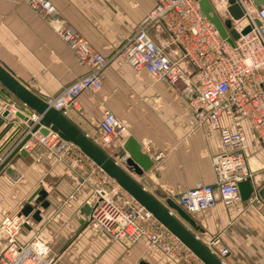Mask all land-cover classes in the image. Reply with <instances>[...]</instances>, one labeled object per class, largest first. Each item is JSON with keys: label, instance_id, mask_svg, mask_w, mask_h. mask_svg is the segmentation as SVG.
Masks as SVG:
<instances>
[{"label": "crops", "instance_id": "crops-1", "mask_svg": "<svg viewBox=\"0 0 264 264\" xmlns=\"http://www.w3.org/2000/svg\"><path fill=\"white\" fill-rule=\"evenodd\" d=\"M27 1L0 0V64L45 101L88 70L78 66L69 47ZM49 1L61 21L110 60L138 31L154 5L153 0ZM10 103L24 110L0 85V106L6 108ZM105 111L127 126L128 139L153 162L143 177L134 176L149 193L175 201L179 191L215 181L211 160L222 152L219 133L208 126H198L187 99L177 88L156 84L147 73L138 74L124 62L114 60L105 72L102 91L95 96L83 94L81 110L70 111L67 116L96 141L97 125ZM10 121L18 120L12 116ZM18 122L25 127L24 122ZM245 131L250 138L249 168L255 174V187L260 189L264 186V150L251 130ZM128 139L122 147H112L107 152L118 160ZM126 151L130 157V150ZM157 156L160 159L156 160ZM10 166L21 178L14 182L4 172L0 175V221L35 204L42 190L48 193L50 207L42 212L45 220L33 231H23L25 241H32L43 230L50 256L59 257L64 264H159L142 243H108L94 233L85 213L87 193L78 202L64 205L76 184L67 166L50 161L42 146L27 157L17 155ZM193 218L204 231L198 233L204 242L210 236L223 234L231 252L226 264H264V207L252 200L230 208L219 202L214 209Z\"/></svg>", "mask_w": 264, "mask_h": 264}, {"label": "built area", "instance_id": "built-area-1", "mask_svg": "<svg viewBox=\"0 0 264 264\" xmlns=\"http://www.w3.org/2000/svg\"><path fill=\"white\" fill-rule=\"evenodd\" d=\"M201 1L153 0V8L138 31L126 39L111 60L94 49L72 26L61 21L49 0L27 1L69 47L78 66L88 70L60 94L47 98L49 108L66 115L80 111L82 95L100 93L107 68L114 60H120L138 74L147 73L156 84L177 88L187 99L198 126H208L219 133L222 152L211 160L215 181L199 183L175 196V202L191 217L205 214L219 202L226 208L241 202L239 184L243 182L252 181L256 186L255 174L248 164L250 138L245 128L251 130L264 150V3L257 6L255 0H237L244 16L233 22L234 29L239 34L246 28H251V32L241 35L232 45L220 37L203 14ZM210 1L220 16L230 19L228 0ZM23 107L24 110H20L10 103L6 108L13 115L26 116L25 130L29 133L41 118ZM97 130L95 142L106 151L122 147L128 139L127 126L109 111L104 112ZM61 143L53 132L48 136L37 133L25 149L30 153L42 146L50 161L67 166L76 188L64 205L78 202L87 193L88 225L94 233L108 243L131 246L143 243L149 256L160 260L203 264L77 147L68 144L57 155ZM158 159L160 156L156 157ZM251 200L264 207L257 194ZM37 224L40 223L31 215L23 213L6 215L0 221V264H63L59 257L50 256L49 241L43 230L38 231L32 241L22 238L26 228L33 231ZM205 243L223 262L230 257L222 233L210 236Z\"/></svg>", "mask_w": 264, "mask_h": 264}, {"label": "water", "instance_id": "water-1", "mask_svg": "<svg viewBox=\"0 0 264 264\" xmlns=\"http://www.w3.org/2000/svg\"><path fill=\"white\" fill-rule=\"evenodd\" d=\"M264 0H255L257 6ZM200 8L209 22L215 27L220 37L234 44L242 36L251 32L246 28L241 34L234 29L233 22L240 21L244 13L237 0H228L227 12L230 19L224 20L215 9L210 0H202ZM259 24V23H258ZM260 25V24H259ZM0 85L7 90L27 110L37 114L41 120L29 133L25 127L18 124L26 121L22 113H13L0 106V175L4 172L11 180L17 182L21 175L10 164L17 155L27 157L25 146L35 134L48 136L50 132L57 134L62 143L57 148V155L61 154L68 144L77 147L86 157L93 161L124 191L144 207L157 222L174 235L199 261L203 264H226L211 252L206 243L200 239L198 233L204 231L193 217L189 216L174 200L162 197L160 199L148 191L134 178L143 177L151 168L153 162L149 156L143 155L141 147L131 138L126 143V150L116 160L106 150L101 148L94 140L89 138L63 111H56L48 107L46 102L33 93L28 86L18 80L11 72L0 64ZM14 116L18 121H10ZM6 152V153H5ZM241 202H249L254 195H258L264 203V186L255 189L252 181L239 184ZM36 208L30 205L23 210L24 216H32L37 223L42 222V211L48 210V193L42 190L35 203ZM85 213L90 215V208Z\"/></svg>", "mask_w": 264, "mask_h": 264}, {"label": "rangeland", "instance_id": "rangeland-1", "mask_svg": "<svg viewBox=\"0 0 264 264\" xmlns=\"http://www.w3.org/2000/svg\"><path fill=\"white\" fill-rule=\"evenodd\" d=\"M223 19H225L223 16H221ZM30 206H32V207H35L36 208V205L35 204H33V205H30ZM45 212V211H44ZM47 212V211H46ZM45 220V219H44ZM56 220H58L57 218H56ZM45 238H47V235L45 236ZM47 240V239H46ZM48 241V240H47ZM139 244H141V243H139ZM143 244V243H142ZM145 245V244H144ZM149 255V254H148ZM58 258V257H57ZM159 260V264H175L174 263V261H166V260H164V259H162V260H160V259H158ZM64 264V263H63Z\"/></svg>", "mask_w": 264, "mask_h": 264}]
</instances>
